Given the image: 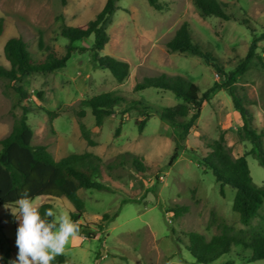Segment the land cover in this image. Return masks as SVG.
I'll return each instance as SVG.
<instances>
[{"label": "rangeland", "instance_id": "rangeland-1", "mask_svg": "<svg viewBox=\"0 0 264 264\" xmlns=\"http://www.w3.org/2000/svg\"><path fill=\"white\" fill-rule=\"evenodd\" d=\"M106 0H0V65L7 67L3 46L10 37H20L35 60H41L46 47L63 55L68 44L61 35L63 25L84 26L93 19ZM160 10L146 0H118L107 27L108 42L101 50L129 64V75L121 83L101 68H93L88 54L72 53L66 65L52 72H33L22 77L29 92L28 114L33 130L32 143L45 145L54 159L71 153L92 152L101 159L97 181L101 189H80L85 211L77 215L65 198L42 195L38 202L52 210L65 212L80 225L79 235L70 239L66 264H203L186 250L187 234L197 232L207 240L219 234L223 225L242 239L264 233V203L248 225L232 210L235 190L225 185L224 195L210 170L200 165L207 144L223 135L234 157L247 153L251 144L244 138L241 118L229 94L220 86L225 77L190 52L168 51L166 43L186 22L193 42L218 58L222 70H233L244 58L254 36L264 30V0H219L236 19L202 16L193 0H158ZM241 20H247L243 23ZM93 35L74 42L89 47ZM256 52L264 57V40ZM42 46V47H41ZM181 75L199 88V94L217 86L202 105L186 137L169 121L150 115L141 132L136 120L144 118L136 109L124 113L126 104L115 114L95 125L85 101L103 92H116L128 99L143 100L156 107H173L182 101L171 91L147 87L134 91V84L145 76ZM6 80L0 79V139L12 129L20 111ZM242 104L252 114V124L263 134L264 70L253 59L234 84ZM81 110L84 115L81 116ZM47 111L57 115L49 120ZM191 113L192 110L190 109ZM87 132L89 142L81 132ZM180 149L171 165L168 158L175 143ZM134 159L142 164L138 170ZM255 186L264 190V167L252 154L246 155ZM14 207V204H6ZM174 206L186 211L174 215ZM107 214V219L103 215ZM0 225L10 248L9 264L17 257L18 222L9 209L0 205ZM99 252V253H98ZM231 257V256H227ZM232 264L248 262L240 255Z\"/></svg>", "mask_w": 264, "mask_h": 264}, {"label": "trees", "instance_id": "trees-1", "mask_svg": "<svg viewBox=\"0 0 264 264\" xmlns=\"http://www.w3.org/2000/svg\"><path fill=\"white\" fill-rule=\"evenodd\" d=\"M118 0H106L102 8L93 19L84 26L63 25L61 35L68 40L63 55H58L49 47L43 59L35 60L25 42L20 37H10L3 46L8 66L0 65V79H5L6 87L14 96V108L19 109L11 131L0 139V205L14 204L19 193L24 188L31 190L30 195L62 197L74 207L77 215L85 211V203L78 194L80 189H101L103 184L97 181L101 173V159L92 152L71 153L58 160L54 159L45 145L33 144V130L28 122V114L34 113L28 103L29 92L21 83L23 76L33 73H48L66 65L72 53H87L90 65L93 68L108 70L116 82H123L129 75V64L110 55L100 52L108 42L107 27L111 23V16ZM155 10H160L158 0H146ZM194 5L202 16H215L224 20L236 19L227 11L226 5L219 0H193ZM248 23L247 20H241ZM93 35L89 47L74 45V42ZM264 40V30L259 36H254L244 58L231 71L225 73L219 65L218 58L201 45L192 41L189 26L182 23L172 39L166 43L168 51L190 52L200 56L204 62L213 67L216 72L225 77L220 85L231 97L232 104L241 118L240 130L244 138L251 144L250 150L238 157H234L227 146L222 134L207 144L206 152L200 158V165L210 170L216 182L220 185V194L224 195V186L228 185L235 190L232 201V210L239 216L242 224L248 225L250 220L259 214L264 203V190L255 186L250 176L246 155L252 154L259 164L264 167L263 134L258 132L252 124L251 112L242 104L235 92L234 84L249 68L253 59H256L264 70V57L256 52L258 42ZM42 47V46H41ZM147 87H154L171 91L182 102L173 107H156L143 100L128 99L116 92H103L85 101L94 117L95 125L100 126L105 117L115 114L121 104H126L124 113L129 109H136L144 118L136 120L138 131L141 132L150 115H157L169 121L179 130L178 139L187 136L200 116L202 105L209 100L217 86H211L199 94L198 86L190 79L181 75H167L161 73L156 76H145L134 84L133 90L139 91ZM192 110L190 113L189 110ZM49 120L57 114L47 111ZM80 115H84L81 110ZM83 136L89 141L87 132L81 125ZM180 145L175 143L174 149L168 158L171 165L178 156ZM133 165L141 170L142 164L134 159ZM52 209L49 203H43L40 212L43 215L46 209ZM174 215L186 211L185 206H174L171 210ZM108 215L104 214L103 219ZM50 219V218H49ZM186 250L197 263L203 264H232L233 257L240 255L248 262L262 260L264 264V233H254L248 239H242L231 232V228L223 225L219 234L206 239L202 234L189 232L187 234ZM99 253V252H98ZM10 248L7 239L2 233L0 225V264H9ZM231 256V257H227ZM99 254L95 256V264ZM64 255L55 258L52 264H66Z\"/></svg>", "mask_w": 264, "mask_h": 264}, {"label": "clouds", "instance_id": "clouds-1", "mask_svg": "<svg viewBox=\"0 0 264 264\" xmlns=\"http://www.w3.org/2000/svg\"><path fill=\"white\" fill-rule=\"evenodd\" d=\"M30 193L29 188H24L14 207L4 205L18 222L15 240L18 252L12 264H52L65 253L70 239L79 235L80 225L69 214L51 208L42 215L43 203Z\"/></svg>", "mask_w": 264, "mask_h": 264}]
</instances>
